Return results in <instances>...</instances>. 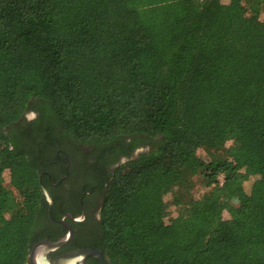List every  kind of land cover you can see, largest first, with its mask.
<instances>
[{
    "label": "trees",
    "instance_id": "1",
    "mask_svg": "<svg viewBox=\"0 0 264 264\" xmlns=\"http://www.w3.org/2000/svg\"><path fill=\"white\" fill-rule=\"evenodd\" d=\"M94 148L106 264H264V0H0V264Z\"/></svg>",
    "mask_w": 264,
    "mask_h": 264
},
{
    "label": "flooded vegetation",
    "instance_id": "2",
    "mask_svg": "<svg viewBox=\"0 0 264 264\" xmlns=\"http://www.w3.org/2000/svg\"><path fill=\"white\" fill-rule=\"evenodd\" d=\"M40 118V110L33 109L25 115L24 122L33 130V123ZM55 134L61 136V131L57 130ZM72 153L74 163L72 166L69 162L66 165L67 169H71L69 172L65 173L62 162L56 160L50 167V172L45 171L43 174L50 183V189L44 188L52 197L53 205L50 211L49 204L47 215L41 213L37 218L34 227L35 243L32 244L30 254L36 245L42 242H56L69 234V229L61 224V221L71 228L72 239L69 244L48 253V259H56L80 249L99 250L96 242L101 233V210L105 192L102 188L107 186L104 183L105 177L113 172L118 163L110 164L109 154L99 152L95 148L86 152L74 149ZM121 161L125 162L126 159L122 158ZM86 166L94 167L95 175L90 174ZM46 201L49 203L47 198ZM27 264H33V258L28 259ZM85 264L99 263L95 258L89 257Z\"/></svg>",
    "mask_w": 264,
    "mask_h": 264
},
{
    "label": "water",
    "instance_id": "3",
    "mask_svg": "<svg viewBox=\"0 0 264 264\" xmlns=\"http://www.w3.org/2000/svg\"><path fill=\"white\" fill-rule=\"evenodd\" d=\"M43 192L49 201V210L51 211L53 199L45 188H43ZM60 223L64 224L69 229V234L56 242H42L36 245L33 248V253L29 254L28 258L29 260H32L33 258V264H85L86 259L89 257L95 258L99 264H106L103 252L95 249H80L56 259H48L46 257L48 253L54 252L69 244L72 239L73 232L69 225L64 221H61Z\"/></svg>",
    "mask_w": 264,
    "mask_h": 264
},
{
    "label": "rangeland",
    "instance_id": "4",
    "mask_svg": "<svg viewBox=\"0 0 264 264\" xmlns=\"http://www.w3.org/2000/svg\"><path fill=\"white\" fill-rule=\"evenodd\" d=\"M143 151H145V150H141V152H143ZM200 155L203 157V158H205V159H207V154L204 152V151H201L200 152ZM261 179V176L260 175H258V174H256L255 176H253V177H251L250 179H249V181L248 182H246L245 183V187H244V194H243V196H242V198H241V205H240V207H242L243 205H244V203H246L245 201H246V198L249 196H252V194L255 192V190H256V183L259 181ZM197 187H200L199 185L197 186ZM230 216L226 213L225 214V218L226 219H228Z\"/></svg>",
    "mask_w": 264,
    "mask_h": 264
}]
</instances>
